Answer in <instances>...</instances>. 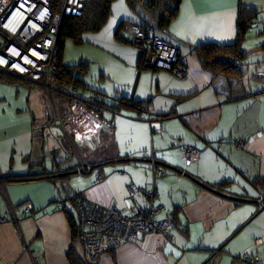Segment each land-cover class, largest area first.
Segmentation results:
<instances>
[{"label":"crops","instance_id":"0c3cea01","mask_svg":"<svg viewBox=\"0 0 264 264\" xmlns=\"http://www.w3.org/2000/svg\"><path fill=\"white\" fill-rule=\"evenodd\" d=\"M240 5L246 18L253 17L242 45L243 89L229 98L196 48L233 43ZM132 22L154 24L145 11L135 13L117 0L106 26L85 36L89 46L79 63H87V71L98 64L97 88L107 102L119 95L141 107L98 116L81 103L85 111L71 139L61 138L70 156L38 126L71 111L73 86L55 80L48 92L41 82H0V216L7 218L0 221V264H70L68 215L80 224L81 257L87 226L76 210H60V201L76 192L129 215L147 206L145 191L152 188L158 192L156 219L170 222V235L131 238L103 252L98 264H250L241 259L245 250L264 264V208L258 203L264 193L256 184L264 179V0H181L177 18L157 32L179 48L183 79L168 68L145 66L130 41ZM63 62L69 65L64 53ZM80 89L90 102V90ZM185 145L199 148L200 156L189 160ZM84 163L94 167L77 172ZM257 238L263 244L255 245Z\"/></svg>","mask_w":264,"mask_h":264},{"label":"built area","instance_id":"2783aa9c","mask_svg":"<svg viewBox=\"0 0 264 264\" xmlns=\"http://www.w3.org/2000/svg\"><path fill=\"white\" fill-rule=\"evenodd\" d=\"M85 2L86 0H64L61 11H55L52 8V0H0V72L23 80L41 82L50 92L58 68L57 41L64 16L81 15ZM127 28L130 32V41L141 54H144L146 67L168 68L178 79L187 76V69L182 63L181 53L176 45L139 24L129 23ZM73 91L77 94V88L74 87ZM74 103L76 104H73L67 114L57 115L50 122L38 126L45 134L53 136L69 156L70 152L61 144V138L66 136L71 139L70 131L83 118L85 111L81 101L74 100ZM145 113L148 117L151 116L147 109ZM55 130H59L60 133L56 134ZM237 145L244 144L239 141ZM181 150L189 160L197 159L201 153L199 148L192 145H185ZM158 161L155 159L156 164ZM93 167L84 163L80 168L85 172ZM97 178L100 180L103 176L98 174ZM145 193L147 206L143 210L136 209L129 215L89 200L76 192L66 201L58 203L60 210H76L87 226L82 235L84 258L87 263L97 264L104 250L116 248L131 238L158 232L170 235V222L156 219L159 210L155 203L157 190L152 188ZM258 203L264 208V194L261 193ZM31 210L30 205L25 208L26 212ZM6 219L0 216V221ZM261 244L263 238L255 239V245ZM241 259L250 264H261V257L250 250H245L241 254Z\"/></svg>","mask_w":264,"mask_h":264},{"label":"trees","instance_id":"16d2710c","mask_svg":"<svg viewBox=\"0 0 264 264\" xmlns=\"http://www.w3.org/2000/svg\"><path fill=\"white\" fill-rule=\"evenodd\" d=\"M117 0H86L81 15H65L58 41V68L56 70L55 80L57 84L69 83L71 86L70 101L74 102L76 99L85 104L88 109L96 113L98 116H102L103 111H120L125 106L141 107V103L134 101L126 97H115L117 102H107V99L103 96L106 95L98 88L91 89L87 87L83 77L88 73V64L85 62L67 65L63 62V53L65 50V43L67 39H71L76 44H83L85 36L88 33H97L101 31L109 21L112 14L113 4ZM131 10L135 13H139V10L145 11L153 22H132L139 24L147 30H153L155 33L164 31L170 27L173 21L179 15V8L181 0H125ZM64 0H52V8L55 11H61ZM246 8L239 6V31L237 38L233 43L218 44V43H201L197 46L196 52L202 66L212 73L215 82L217 80L224 81L226 90L229 93V98L239 97L241 92L242 82L245 76V55L246 50L242 48L243 42L246 39V29L250 21H252V15L246 18L244 12ZM125 25L123 22L120 27ZM158 31V32H157ZM119 36V28L117 31ZM119 38V37H118ZM169 41V40H168ZM170 42V41H169ZM0 82L8 84H20L23 83V79L0 72ZM79 87L83 90H92L90 102L84 101L82 95H79L78 91H73V88ZM102 96V97H101ZM143 109V108H142ZM144 111H146L144 109ZM256 184L264 193V179L256 180ZM79 194V193H76ZM82 195V194H79ZM70 198V196H69ZM71 230L72 241L68 251V260L70 264H89L84 257H81L78 248L77 240L81 235L80 224L74 221L73 218L68 215Z\"/></svg>","mask_w":264,"mask_h":264},{"label":"rangeland","instance_id":"374dc122","mask_svg":"<svg viewBox=\"0 0 264 264\" xmlns=\"http://www.w3.org/2000/svg\"><path fill=\"white\" fill-rule=\"evenodd\" d=\"M86 46H89V45L76 44L71 39H67L66 40V43H65V50H64V55H65V57H66V59L68 61L66 63H69V65H74V64L79 63L80 62L81 54L84 52ZM91 69H94V70H89L88 73H87V75H86L87 76V79H88V83H89L88 85H90V83H91L94 88H97V87L100 86L99 83H98V80H100V77H99L100 68H99L98 64L96 63V64H93L91 66ZM80 91L82 93L85 90L80 89ZM90 91L92 92V90H90ZM90 91H86V93H88V92L91 93ZM79 157H82V156L80 155ZM81 169L82 168H80L79 170H77V172L83 173V171H81ZM121 245H123V244H121ZM121 245H119L118 247H120ZM107 250H109V249H106L103 252H105ZM98 260H100V259H98Z\"/></svg>","mask_w":264,"mask_h":264}]
</instances>
